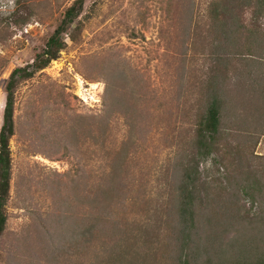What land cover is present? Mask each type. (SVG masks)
I'll list each match as a JSON object with an SVG mask.
<instances>
[{
    "label": "rangeland",
    "instance_id": "obj_1",
    "mask_svg": "<svg viewBox=\"0 0 264 264\" xmlns=\"http://www.w3.org/2000/svg\"><path fill=\"white\" fill-rule=\"evenodd\" d=\"M30 2L0 0V28L10 25L0 35V130L11 72L33 62L74 0ZM198 7L199 0H85L61 57L18 85L0 264H99L103 257L108 264H226L227 252L232 264L233 250L243 253L239 264H264V16L248 18L250 28L261 23L260 33L238 37L234 61L227 38L209 35V16L195 14ZM31 12L40 17L22 24ZM215 73L225 102L214 142L200 143ZM120 76L122 96L136 92L134 76L145 84L144 134L132 115L140 104L108 108ZM106 108L114 115L103 132ZM108 163L131 183L116 192L111 182L117 217L105 235L124 229L131 236L124 249L86 229L97 221ZM187 170L203 220L184 240L165 221ZM98 247L118 251L100 255Z\"/></svg>",
    "mask_w": 264,
    "mask_h": 264
},
{
    "label": "trees",
    "instance_id": "obj_2",
    "mask_svg": "<svg viewBox=\"0 0 264 264\" xmlns=\"http://www.w3.org/2000/svg\"><path fill=\"white\" fill-rule=\"evenodd\" d=\"M20 1H25V2L31 1L30 3L36 4L34 2L35 0L34 1L18 0L19 3ZM84 3L85 0H74V2L70 6L64 9L62 17L60 18L53 32L46 39L41 49L36 52L33 62L26 66L16 67L11 72L9 79L7 81L6 104L4 109L3 125L0 130V247H1V238L7 228L8 219H9L7 213V206L11 197V181L13 179V158H12V151L10 148V139L16 133L15 131L16 122L14 118L15 104H16V89L22 81H26L28 79L33 78L38 71L46 68L51 63V61L57 60L61 57L62 51L67 47V41L63 37V35H66L68 32H70L72 23L79 15H81L84 9ZM193 10L194 7L192 4L190 10L192 15L194 14ZM37 14L38 13L31 12L30 15L25 18L26 21H24L23 23L22 21L16 23L19 25L21 23L22 24L28 23L30 19L34 18V16H39ZM195 14L198 15L202 14V16H206V17L209 16V26H208L209 35L215 34L216 40L218 39L222 40V38H224L225 40L227 38L226 40L227 51L229 55L235 56V57L231 56V58L234 61H238L237 57L240 54L237 52V50L239 49V46H237L236 48H234L233 46L237 44L238 37L243 36L244 31H250L253 33L252 35H254L255 33L258 34L260 33L258 29L259 27L257 28V26L259 25L261 26V23L260 24L256 23L254 24L255 27L250 28V25L248 24V18L252 17L253 19H255L256 17L260 18L262 15L264 16V0H199V7L198 9H196ZM9 27L10 25L8 23L7 27H4L3 29L0 28V35L5 33ZM0 41L3 40L0 39ZM220 43L222 42H219L218 45L215 44L214 47L216 49L221 48ZM249 43L252 46H255L251 41H249ZM230 45H231V50L229 51L228 47ZM246 50H248L249 52L253 51L251 46H247ZM232 51L234 53H232ZM243 65L244 64H242V66ZM226 76H228L227 73ZM216 77L217 75L215 73L212 82L209 85L208 109L206 111V114L202 116V120L200 121L199 132H198L200 143H205V141L208 138H209V143H213L214 142L213 139H215L214 134L219 130L221 107L222 104L225 102V100L223 99V97H225L224 96L225 93H222V87H219L220 84H218ZM122 79L123 78L120 76L119 79H113V82H111L112 87L110 86L111 88L110 90L112 92L111 95L112 97L110 99L112 102L110 106L112 107L108 106V108H113L115 104V107L120 110L123 108L122 105L123 102L128 106L129 101L131 100L132 101L134 100L136 103L140 104V108L138 109V111L135 108L134 110L135 112L132 113V115H135L133 117L137 118L136 119L137 130L142 131L144 134L145 129L140 126L141 123L139 122H141L142 118L144 120V116L147 117V114L145 113V107L146 105H149L150 102V100H148V98L145 97L146 96L145 84L144 82L141 81V78L139 76H134L133 80L134 82H136L137 85L136 92H130L127 90V92H129V95L126 92L125 95L122 96L121 88H125L124 85H126L127 83V81H123ZM122 84L124 85L122 86ZM140 92L143 94V96ZM143 104H144V108L142 107ZM112 115H114L113 109L108 110L106 108L104 117L102 118L105 120L101 121L103 132L106 130V128L109 127L108 122L111 120L110 117ZM111 162L116 163L117 162L116 158ZM116 166L114 168L112 167L113 168L112 169L110 168V165L108 163L107 167L104 168L101 173V177H100L101 192L98 193V199H97L98 209L95 215L97 221L93 218L92 222L89 225H87L86 229L95 230L97 234H99L98 237L99 239L102 236V240H109L110 238L114 237L113 238L114 241H117L120 244H122V245L118 244L116 247L118 246L122 247L123 244L125 243L128 244L129 243L128 239L131 238L129 233H127V236H125L124 229L120 234H117V232H115L112 233V235L110 236H105L108 235L106 234V231L108 233V230L112 228L115 229V226L111 223L112 221H115L117 217V213L116 212L114 213L115 209L113 208L112 205H110L111 201L115 199V197H113L114 192H110V191L115 187V191L120 192L123 191V189H126L125 187L127 185L131 184L130 181L127 180L126 178L121 179L122 177H118L119 173L116 170ZM116 172L118 173V176H116L117 175ZM125 172L128 173V169H126ZM189 178H191V174L189 173L188 170L187 173H183V175L180 177V181L177 186L179 193V197L177 198L178 204L173 206V209L170 211L169 217L165 221L169 223L168 225L174 224L177 230L179 231V233H177L178 234L177 236H179L181 239L184 240L190 238L192 239L194 237L190 230L194 225H196L197 222H201L203 220V219L202 220L199 219L200 216H199V212L197 211L196 200H194V192L191 190L193 184L190 182ZM111 182L114 183L113 184L114 187L111 186ZM101 201L105 203V205L102 206L101 204H99ZM217 212H220V210L217 208L214 209L213 213L210 212L209 220H213L212 216ZM88 223L89 222H87V224ZM110 225H112V227H110ZM146 229L147 228H145L144 231H146ZM144 234L148 235L147 232H144ZM151 234H149L148 236H151ZM85 247L88 248L87 246ZM116 247H112V249H110L111 253L114 254L115 252L117 253L118 248ZM127 248L128 245L125 248V250L129 251ZM96 250L100 253V255L101 253L107 254L106 252L110 251V250L109 251L104 250L103 248L101 249V247L100 249L99 247L96 248ZM113 256L115 255L111 254L110 256L111 259L113 258ZM133 257H135L134 254H132L129 258H133ZM89 259L90 260L97 259V256L93 257L92 255H90ZM105 260L106 257H103L102 260L99 259L100 261L99 264H108L107 262H105ZM130 262H133L132 259H130L126 264Z\"/></svg>",
    "mask_w": 264,
    "mask_h": 264
},
{
    "label": "flooded vegetation",
    "instance_id": "obj_3",
    "mask_svg": "<svg viewBox=\"0 0 264 264\" xmlns=\"http://www.w3.org/2000/svg\"><path fill=\"white\" fill-rule=\"evenodd\" d=\"M234 253H236V255H234V261H233V263L232 264H239V262H241L243 259H244V257L242 256V254L243 253H240V252H234V250H233V254ZM225 263L226 264H229V252H227V253H225ZM210 264H212L211 262H210ZM257 264H260V263H257Z\"/></svg>",
    "mask_w": 264,
    "mask_h": 264
}]
</instances>
